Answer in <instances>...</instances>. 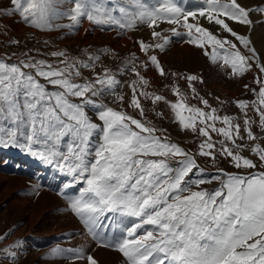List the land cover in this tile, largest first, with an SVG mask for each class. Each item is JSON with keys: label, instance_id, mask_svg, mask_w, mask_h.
Listing matches in <instances>:
<instances>
[{"label": "snow or ice", "instance_id": "1", "mask_svg": "<svg viewBox=\"0 0 264 264\" xmlns=\"http://www.w3.org/2000/svg\"><path fill=\"white\" fill-rule=\"evenodd\" d=\"M10 2L15 12L9 14H18L25 24L41 31L78 29L84 20L125 31L138 30L143 24L157 42L139 41L145 61L137 66L134 56L121 70L135 76L127 100L118 92L122 80L110 69L95 78L83 77L82 69L94 70L101 55L78 63L64 51L50 53L63 67L27 53L15 63L0 58V149L25 150L71 176L73 184L83 185L79 195L70 197L72 212L98 246L115 249L127 264H264V170H260L264 168V135L253 131L256 125L264 133V56L247 35L234 29L235 24L254 27L257 21L251 14L264 16V6L251 8L239 0H197L192 10L183 0H160L156 5L148 0H72V7L63 10L60 0ZM65 18L70 23H56ZM162 23L173 26L168 29L173 35H186L189 44L213 64H222L231 77H243L255 65L259 90L250 89L254 101L236 102L242 118L221 116L200 96L196 82L203 79L197 75L184 79L203 108L187 103V96L175 85L176 102L148 91L151 81L145 71L154 68L160 77L168 75L152 54L170 42L160 29ZM109 96L127 104L139 118L110 106ZM142 99L169 104L176 122L203 138L197 152L157 135L161 130L146 119ZM250 107L258 121L249 116ZM245 149L257 159L243 155ZM198 156L213 163L224 158L236 169L254 171L236 174L220 169V174L209 177ZM213 181H219V187L211 191L202 187ZM113 225L120 228L114 235ZM7 239L10 233L0 235V243ZM22 244L17 240L0 252L16 259L13 249ZM73 258L99 264L91 255L78 253Z\"/></svg>", "mask_w": 264, "mask_h": 264}, {"label": "rangeland", "instance_id": "2", "mask_svg": "<svg viewBox=\"0 0 264 264\" xmlns=\"http://www.w3.org/2000/svg\"><path fill=\"white\" fill-rule=\"evenodd\" d=\"M189 1L197 4V0ZM120 2L126 3L127 0H117V3ZM148 2L152 4V0ZM60 4L63 10H67L72 7V0H60ZM258 6H264V0L250 5L251 8ZM14 12L10 0H0V58H10L8 62L15 63L25 58L27 53L28 56L45 59L63 67L59 59L51 56L50 53L64 51L69 58H75L78 63L80 61L89 63L90 56L101 55V60L96 62L94 70L82 69L83 77L95 78L97 73L110 69L122 80L118 92L123 94L126 100L131 96L129 85L135 76L131 72L121 74V70L125 69L127 62L134 56L138 57L137 66L145 61V55L138 46L139 41L157 42L152 36L145 39L132 38V30L97 26L87 20H84L78 29L61 27L51 31H41L25 24L18 14H9ZM56 23L68 24L70 21L67 18L58 19ZM171 27L173 26L167 23L161 24L160 29L164 30V35L170 38V42L163 51L155 49L152 53L158 56L168 74L167 78L160 77L156 69L149 68L144 72L151 81L148 91L163 95L170 102H176L179 98L173 91L175 85L187 96V103L203 108L199 100L193 98L191 89L184 79L189 75H197L203 79V83L196 82L200 96L207 99L212 107L217 108L221 116L242 118L243 113L236 102L254 101L256 96L250 89L259 90V85L254 82L258 74L255 65L253 70L245 73L243 77H231L222 64H213L210 57L189 44L186 35L175 36L168 31ZM234 27L240 28V25L235 24ZM252 30L249 28L247 32L240 29L235 31L251 39ZM180 31L184 30L180 29ZM223 35L228 36L226 33H222ZM228 38L231 39L230 36ZM253 46L258 53H261L254 43ZM245 85L249 88H245ZM107 101L110 106L124 109L139 118L135 110L127 104L115 102L114 97L109 96ZM142 103L145 107L146 119L161 130L157 135L167 136L171 142L179 144L193 154L197 152L198 144L203 138L184 130L176 122L169 104L163 102L153 104L150 100L143 99ZM248 114L258 121V115L251 107L248 109ZM217 126H220L219 123ZM253 131L257 135H264L256 125H253ZM213 136L219 139L214 133ZM242 154L257 159L248 149ZM197 162L209 177L220 174V169L236 174L254 171L236 169L224 158H219L213 163L209 158L198 156ZM172 164L175 166V161H172ZM82 187L83 185L79 183L73 184L71 176L58 170L54 165L50 166L28 154L25 150L0 149V235L10 233V239L0 243V249L8 248L17 240L23 241L21 248L13 249L18 253V258L11 259L7 257V253L0 252V264H87L86 259L73 258L78 253L95 258L101 246L92 239L86 226L70 207V197L79 195ZM202 187L211 191L219 187V181H213ZM119 232L120 228L113 225L112 234ZM142 233L143 229L137 235ZM105 249L120 255V260L113 259L111 264H127L126 258L118 251L113 248Z\"/></svg>", "mask_w": 264, "mask_h": 264}, {"label": "bare ground", "instance_id": "3", "mask_svg": "<svg viewBox=\"0 0 264 264\" xmlns=\"http://www.w3.org/2000/svg\"><path fill=\"white\" fill-rule=\"evenodd\" d=\"M151 1V0H150ZM260 0H239L243 5L250 7V5H253ZM160 2V0H152L153 5H156ZM183 4L192 10H195L197 7L195 3H192V1L189 0H183ZM251 18L253 20H256L257 23L252 27V42L257 46L258 50L262 53L261 56H264V23L260 21H264V16H262L260 13H252ZM203 25L205 27H211L210 25L207 24L206 21H202ZM161 26V25H160ZM235 26V25H234ZM238 28V29H237ZM235 30H242L243 32H247L249 27L240 25L239 27H234ZM224 34V33H223ZM218 35L222 36V33H218ZM224 36V35H223ZM132 38H139V39H145L151 37V29H149L147 26H138V30H132L131 34ZM188 50V49H187ZM195 53V52H194ZM191 54V52L189 53ZM95 255V259L100 262V264H111L113 262V259H119L120 260V255L117 253H114L111 250L105 249V248H99V251H97ZM93 253V252H92ZM124 263V262H123Z\"/></svg>", "mask_w": 264, "mask_h": 264}]
</instances>
